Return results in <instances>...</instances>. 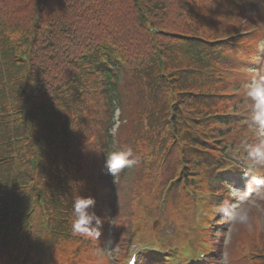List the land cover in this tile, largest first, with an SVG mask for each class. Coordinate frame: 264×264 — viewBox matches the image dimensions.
I'll use <instances>...</instances> for the list:
<instances>
[{
    "label": "trees",
    "instance_id": "obj_1",
    "mask_svg": "<svg viewBox=\"0 0 264 264\" xmlns=\"http://www.w3.org/2000/svg\"><path fill=\"white\" fill-rule=\"evenodd\" d=\"M206 1L0 0V139L16 149L17 163L29 165L36 146L37 157L59 152L68 111L63 101V111L52 106L64 97L60 75H80L102 59L106 75L125 83L132 110L200 155L207 127L189 133L188 125L190 111L203 115L200 106L210 104L216 80L217 50L196 35Z\"/></svg>",
    "mask_w": 264,
    "mask_h": 264
},
{
    "label": "clouds",
    "instance_id": "obj_2",
    "mask_svg": "<svg viewBox=\"0 0 264 264\" xmlns=\"http://www.w3.org/2000/svg\"><path fill=\"white\" fill-rule=\"evenodd\" d=\"M244 96L250 101L248 123L255 136L254 142L243 146L240 157L245 184L243 190L230 183L229 196L219 205L205 211L204 215H219L227 224L249 226L251 217L250 197L264 200V70L256 72L246 84ZM120 123L116 121L110 129L115 137L119 134ZM239 155V153H237ZM137 163L131 149L111 151L107 154L106 167L114 177ZM96 200L92 196L75 195L72 201V231L84 238L98 240L102 234L103 219L94 211ZM137 255V253H136Z\"/></svg>",
    "mask_w": 264,
    "mask_h": 264
},
{
    "label": "rangeland",
    "instance_id": "obj_3",
    "mask_svg": "<svg viewBox=\"0 0 264 264\" xmlns=\"http://www.w3.org/2000/svg\"><path fill=\"white\" fill-rule=\"evenodd\" d=\"M262 5L263 4L260 5L259 3H253V4H251V10H253V8H255V7L260 6L259 11H261L263 13L264 7ZM255 10H253V11H255ZM247 15H249V14H247ZM263 69H264V67H263ZM121 189H122V186H121ZM123 189H124V187H123ZM121 192H122V190H120V194H121ZM252 202H253V204H255L254 205L255 207L257 206L258 208H260L261 203H263V200L259 201L257 198H254L252 200ZM121 205H122V203L120 200L119 206L123 207ZM255 207L253 210L250 211L251 221H250L249 226L232 225L231 228L229 229V231L222 237L223 240H221L220 246L223 247V249H224L222 256L224 257V263L225 264H235V263H233L232 257L234 255H236L240 251V249H242L243 244H248L255 238L260 239L261 235H259V233H261V232L264 234V223L262 224L259 219L254 218L256 216V213H258L255 210ZM120 220H124V215L121 216ZM120 223H122V222H120ZM112 227H114V225H112Z\"/></svg>",
    "mask_w": 264,
    "mask_h": 264
}]
</instances>
